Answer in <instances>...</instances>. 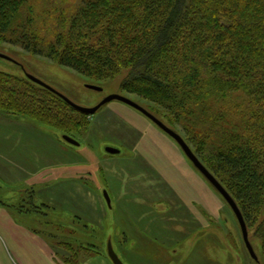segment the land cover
<instances>
[{
	"label": "rangeland",
	"instance_id": "1",
	"mask_svg": "<svg viewBox=\"0 0 264 264\" xmlns=\"http://www.w3.org/2000/svg\"><path fill=\"white\" fill-rule=\"evenodd\" d=\"M82 1L32 0L35 25L60 32L49 16L69 19ZM0 54V72L34 76L84 108L126 96L188 141L164 108L123 89L129 67L96 81L7 37ZM85 122L73 145L57 128L0 109V264H113L109 242L124 264H264L256 236L264 212L248 224L257 262L226 200L150 119L112 101ZM197 156L210 157L207 148Z\"/></svg>",
	"mask_w": 264,
	"mask_h": 264
},
{
	"label": "trees",
	"instance_id": "2",
	"mask_svg": "<svg viewBox=\"0 0 264 264\" xmlns=\"http://www.w3.org/2000/svg\"><path fill=\"white\" fill-rule=\"evenodd\" d=\"M34 12L32 0H0V37L96 81L131 68L123 89L164 108L196 156L207 148L208 165L197 157L247 227L262 215L264 0H83L69 19L49 16L62 30L48 35ZM0 109L67 136L86 127L87 115L60 96L4 72ZM256 236L264 253V219Z\"/></svg>",
	"mask_w": 264,
	"mask_h": 264
},
{
	"label": "water",
	"instance_id": "3",
	"mask_svg": "<svg viewBox=\"0 0 264 264\" xmlns=\"http://www.w3.org/2000/svg\"><path fill=\"white\" fill-rule=\"evenodd\" d=\"M0 57H5V56L0 54ZM28 78L31 81H33L34 83L54 92L55 94L60 96L65 102H67L72 108H74L78 112H81L85 115H90V116L95 115L104 105H106L112 101H119L121 103H124V104L136 109L137 111H139L143 115H145L147 118H149L159 129H161L165 134H167L170 138H172L178 144V146L182 149V151L184 152L186 157L192 162L194 167L209 181V183L226 200V202L228 203V205L233 210V212H234V214H235V216L239 222L245 245H246L251 257L254 260H256L257 262L259 261V258H258L257 254H256V252H255V250H254V248L250 242L247 224L244 220V217H243L236 201L228 193V191L223 187V185L216 179V177L203 165V163L199 160V158L193 152L192 148L187 144L185 139L179 133H177L175 130L171 129L163 121H161L159 118H157L151 112L146 110L140 104H138L137 102L131 100L130 98H128L126 96L119 95V94H112V95H109L108 97H106L104 100H102L97 106H95L93 108H84V107L78 106L75 103L71 102L67 97L60 94L55 89L48 86L47 84H45L41 80L35 78L34 76L28 75ZM87 88L94 90V91H97V92L103 91V88L98 87V86H94V85H88ZM64 139L73 145L79 144L76 140H74L73 138H71L67 135L64 136ZM106 150L112 154H119L120 153V151H118L114 148H111V147H107ZM106 197H107L108 204H110V198L107 195V193H106ZM108 254H109V257H110L111 261L113 262V264H124L121 261V259L119 258V256L116 254L111 242H109V244H108Z\"/></svg>",
	"mask_w": 264,
	"mask_h": 264
},
{
	"label": "flooded vegetation",
	"instance_id": "4",
	"mask_svg": "<svg viewBox=\"0 0 264 264\" xmlns=\"http://www.w3.org/2000/svg\"><path fill=\"white\" fill-rule=\"evenodd\" d=\"M124 104V103H123ZM128 106V105H127ZM130 107V106H129ZM132 108V107H131ZM134 109V108H133Z\"/></svg>",
	"mask_w": 264,
	"mask_h": 264
},
{
	"label": "bare ground",
	"instance_id": "5",
	"mask_svg": "<svg viewBox=\"0 0 264 264\" xmlns=\"http://www.w3.org/2000/svg\"><path fill=\"white\" fill-rule=\"evenodd\" d=\"M147 110V109H146ZM154 115V114H153ZM207 180V179H206Z\"/></svg>",
	"mask_w": 264,
	"mask_h": 264
},
{
	"label": "crops",
	"instance_id": "6",
	"mask_svg": "<svg viewBox=\"0 0 264 264\" xmlns=\"http://www.w3.org/2000/svg\"><path fill=\"white\" fill-rule=\"evenodd\" d=\"M119 155V154H118Z\"/></svg>",
	"mask_w": 264,
	"mask_h": 264
}]
</instances>
